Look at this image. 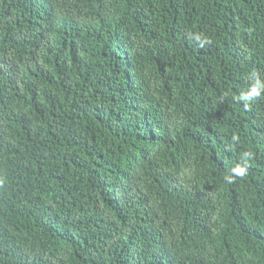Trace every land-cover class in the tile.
<instances>
[{"label": "trees", "instance_id": "obj_1", "mask_svg": "<svg viewBox=\"0 0 264 264\" xmlns=\"http://www.w3.org/2000/svg\"><path fill=\"white\" fill-rule=\"evenodd\" d=\"M0 264H264V0H0Z\"/></svg>", "mask_w": 264, "mask_h": 264}]
</instances>
